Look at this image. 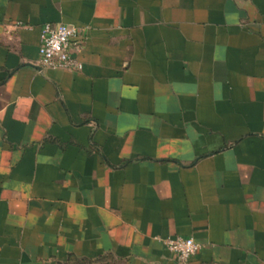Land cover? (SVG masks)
<instances>
[{
  "label": "crops",
  "instance_id": "0c3cea01",
  "mask_svg": "<svg viewBox=\"0 0 264 264\" xmlns=\"http://www.w3.org/2000/svg\"><path fill=\"white\" fill-rule=\"evenodd\" d=\"M47 22L81 71L40 65ZM178 235L264 264V0H0V264H180Z\"/></svg>",
  "mask_w": 264,
  "mask_h": 264
},
{
  "label": "built area",
  "instance_id": "2783aa9c",
  "mask_svg": "<svg viewBox=\"0 0 264 264\" xmlns=\"http://www.w3.org/2000/svg\"><path fill=\"white\" fill-rule=\"evenodd\" d=\"M20 25L21 23H17ZM86 43L83 28L66 23H45L41 31L39 61L43 68L81 71L80 53ZM164 243L180 264H187L201 249L202 244L191 236L178 235L164 239Z\"/></svg>",
  "mask_w": 264,
  "mask_h": 264
},
{
  "label": "rangeland",
  "instance_id": "374dc122",
  "mask_svg": "<svg viewBox=\"0 0 264 264\" xmlns=\"http://www.w3.org/2000/svg\"><path fill=\"white\" fill-rule=\"evenodd\" d=\"M64 264H127L125 261L110 255H102L96 258H73Z\"/></svg>",
  "mask_w": 264,
  "mask_h": 264
},
{
  "label": "trees",
  "instance_id": "16d2710c",
  "mask_svg": "<svg viewBox=\"0 0 264 264\" xmlns=\"http://www.w3.org/2000/svg\"><path fill=\"white\" fill-rule=\"evenodd\" d=\"M71 259H73V258H71ZM71 259H69V261H70Z\"/></svg>",
  "mask_w": 264,
  "mask_h": 264
}]
</instances>
